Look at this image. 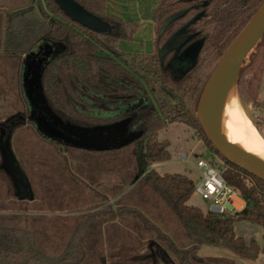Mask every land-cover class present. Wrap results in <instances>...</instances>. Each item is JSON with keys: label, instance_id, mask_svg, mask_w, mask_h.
<instances>
[{"label": "trees", "instance_id": "obj_1", "mask_svg": "<svg viewBox=\"0 0 264 264\" xmlns=\"http://www.w3.org/2000/svg\"><path fill=\"white\" fill-rule=\"evenodd\" d=\"M76 1L111 30L85 27L55 0H32L6 17L0 53V139L10 137L12 144L18 130L33 126L37 151L28 158L13 151L51 214H0V264H235L229 258L198 255L203 245L257 259L264 245L237 235L235 223L246 220L264 228V180L219 152L197 110L219 61L264 0H137L141 20L154 24V53H128L118 47L119 40H133L140 21L107 16L106 0ZM184 27L185 35L192 36L185 47L201 40L203 44L195 66L175 75L170 66L174 51L161 59L159 50ZM53 42L63 48L41 73L48 106L64 122L85 128L128 121L134 135L129 144L90 150L38 129L23 87L25 57ZM249 56L237 80L252 72L253 86L264 69V35ZM5 91L16 92L15 101L1 94ZM174 122L198 128L222 157L223 177L245 200L241 210L204 211L190 205L195 181L153 168L171 159L170 142L160 140L159 133ZM0 156L2 160L1 151ZM9 180L12 183L0 169V209ZM84 204L89 210L69 214Z\"/></svg>", "mask_w": 264, "mask_h": 264}, {"label": "water", "instance_id": "obj_2", "mask_svg": "<svg viewBox=\"0 0 264 264\" xmlns=\"http://www.w3.org/2000/svg\"><path fill=\"white\" fill-rule=\"evenodd\" d=\"M55 1L69 17L85 27L98 32H108L111 30V26L107 22L89 12L76 0ZM179 15L180 14L175 15L173 18H176ZM185 32V27L180 29L159 50L161 59L168 52L174 51V57L170 66L175 75L186 74L195 66L200 48L203 44V40H201L185 47L187 42L192 38L190 35H185ZM263 35L264 2L231 43L219 61L204 87L197 110V117L204 131L219 152L231 161L246 168L262 180H264V160L246 153L230 142L222 133L216 115L223 92L233 81H237L245 59L253 51ZM51 47V45L46 44L45 46L40 47L39 51L27 54L25 57V63L38 61L39 59L46 57V55L51 52ZM39 55L42 56L39 57ZM41 73L38 80L44 97L40 82ZM44 100L46 101L45 97ZM49 111L51 112L49 120L38 117L39 122L42 124V128L54 136L53 139L57 138L56 140L63 141L75 147L90 150H110L123 147L134 139V135L130 134L128 131V123L127 125L115 123L107 126L85 128L64 122L51 110L50 107ZM0 151L4 167V169H2L14 182L16 195H18L20 199H34L32 186L16 158L12 149L10 137L5 140L2 138L0 139ZM212 210L222 212L219 207H213ZM233 211L236 210L233 209Z\"/></svg>", "mask_w": 264, "mask_h": 264}, {"label": "rangeland", "instance_id": "obj_3", "mask_svg": "<svg viewBox=\"0 0 264 264\" xmlns=\"http://www.w3.org/2000/svg\"><path fill=\"white\" fill-rule=\"evenodd\" d=\"M62 48L63 44L61 42H53L51 52L46 55V57L39 59L38 61L25 63V69L23 73L24 92L32 108L31 117L35 120L37 127L46 135L52 138H54V136L44 130L42 128V124L38 120V117L46 118L49 120L51 115V112L49 111V106L44 100L38 78L46 61L52 55L60 52ZM154 52L155 47L151 53ZM249 55L246 58L247 64L250 63ZM252 76V72H245L243 78L236 81V95L242 110L250 118L252 124L260 133L258 128L261 124V121L264 120V102L261 100L258 87L260 84L264 83V69H260L258 77L252 81L253 86H251L249 83ZM12 93H14V95ZM1 94L5 95V98L10 102L15 101L16 99V92L5 91L4 93L1 92ZM127 123V121H122L118 122L117 124L127 125ZM34 133H36V131L34 130L32 125L16 132L14 136V141L11 145H13L12 149L14 148L18 152V156L23 155L24 157L26 156L28 158L34 151H37V148H34L37 142ZM159 139H167L170 142L169 151L171 153V159L169 161L155 163L153 165V168H155L162 174L179 173L187 175L195 181L197 186L200 183L201 175V172L197 167V161L200 158L208 160L220 171L225 167V162L222 157L215 153L213 150H211L209 145L203 139L201 132L198 128L188 126L187 124L182 122H174L160 131ZM261 157H264V155H261ZM0 163H2L0 164V169H4L1 156ZM3 175L6 174L4 173ZM9 183L10 186L8 185V183L4 185V188L8 186L9 190L8 193H6L5 196L1 198L3 203L1 206L2 208L0 209V214H51L50 212L46 211V209H44L45 197L37 189L33 187V193L35 198L33 201H21L19 200V196L15 193L14 182L12 181L11 183V181L9 180ZM111 201L116 200L112 199ZM188 203L190 205L199 207L204 211L212 210L213 205L212 202L207 199H204L197 192V190L192 195ZM243 205L244 201H242L241 199H237V201L235 202V206L238 209H242L241 207ZM87 210H89V204H84L81 206L80 210L69 212V214L80 216L83 212ZM227 212L234 213L233 211ZM59 213L68 214V212ZM235 230L237 235L243 236L247 240L255 238L261 247L264 245V228L262 226L246 220H237L235 223ZM142 250L145 251V247ZM197 253L200 256L229 258L234 260L235 264H264V253H261L257 259H247L236 254L231 249L211 245L201 246Z\"/></svg>", "mask_w": 264, "mask_h": 264}, {"label": "crops", "instance_id": "obj_4", "mask_svg": "<svg viewBox=\"0 0 264 264\" xmlns=\"http://www.w3.org/2000/svg\"><path fill=\"white\" fill-rule=\"evenodd\" d=\"M31 2L32 0H0V53L4 49V31L7 14L16 9L26 7ZM106 14L116 19L141 22V26L134 35L133 40H119L118 47L121 51L128 53H151L153 51L156 35L154 24L152 21L141 20L137 0H106ZM46 44L49 43H45L43 46ZM258 90L261 100L264 102V83L259 85ZM258 129L264 138V120L261 121Z\"/></svg>", "mask_w": 264, "mask_h": 264}, {"label": "bare ground", "instance_id": "obj_5", "mask_svg": "<svg viewBox=\"0 0 264 264\" xmlns=\"http://www.w3.org/2000/svg\"><path fill=\"white\" fill-rule=\"evenodd\" d=\"M233 81L223 92L217 111V122L224 136L246 153L264 160V139L242 110ZM261 154V155H260Z\"/></svg>", "mask_w": 264, "mask_h": 264}, {"label": "built area", "instance_id": "obj_6", "mask_svg": "<svg viewBox=\"0 0 264 264\" xmlns=\"http://www.w3.org/2000/svg\"><path fill=\"white\" fill-rule=\"evenodd\" d=\"M197 167L201 175L200 183L196 186V190L204 199L213 203L212 209L213 207H219L222 212L233 211V209L236 211L241 210L235 206V202L237 199H241L245 205V200L236 188L226 182L219 169L204 158H200L197 161Z\"/></svg>", "mask_w": 264, "mask_h": 264}]
</instances>
